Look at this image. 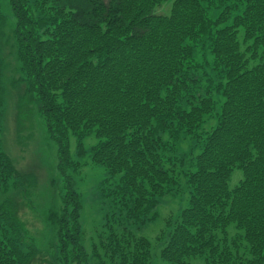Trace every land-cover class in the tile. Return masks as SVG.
Masks as SVG:
<instances>
[{
  "label": "trees",
  "instance_id": "trees-1",
  "mask_svg": "<svg viewBox=\"0 0 264 264\" xmlns=\"http://www.w3.org/2000/svg\"><path fill=\"white\" fill-rule=\"evenodd\" d=\"M4 1L22 69L15 116L33 95L56 146L50 264H264V0ZM1 52L0 264H32L18 198L40 184L3 148ZM88 164L103 175L90 250L78 184ZM167 196L179 207L156 255L134 226Z\"/></svg>",
  "mask_w": 264,
  "mask_h": 264
},
{
  "label": "rangeland",
  "instance_id": "rangeland-1",
  "mask_svg": "<svg viewBox=\"0 0 264 264\" xmlns=\"http://www.w3.org/2000/svg\"><path fill=\"white\" fill-rule=\"evenodd\" d=\"M10 5L4 0H0V11L4 15L2 18V27L0 34L3 36V42L0 44L1 53H4L6 63L5 75L2 81L7 84L9 93L6 98V110L4 114V130H3V148L11 158L16 167L22 173L34 174L39 181L38 192L32 196H24L22 194L19 201L18 212L20 217L26 223L27 234L34 241V262L32 264H50V254L54 250V246L50 244V233L46 224L43 221V216H46L47 210L53 204H58L60 200L61 182L57 172V156L56 146L54 142L48 138L46 133L40 126V115L38 105L33 95L28 96L25 102L23 99L22 112L20 114V124H18V115L15 116L16 98L23 90L22 85L18 88L11 86L13 79H18L22 69L18 62L17 42L14 40L12 28L15 23L14 15L11 13ZM6 39V42L4 40ZM8 83L10 85H8ZM86 148H89L95 142L93 136L86 140ZM71 147H74V140H71ZM101 168L91 164L85 165L82 168L84 177L78 179L79 188L82 193V201L84 208L82 211V219L85 227V242L88 250L90 244L94 241L92 235L96 224L100 218V202H101V179L103 178ZM240 170L235 169L232 175L231 183L237 181ZM45 185V188H41ZM33 187L30 188V190ZM37 189V188H36ZM35 189V190H36ZM179 207L176 198L166 197L165 202L158 206V217L155 221L146 224L145 226L138 224L135 230L137 234L151 240L152 244L156 242V236L164 228L166 218L173 214ZM53 229V227L51 226ZM159 244H155V253L157 255ZM154 257H152L153 259ZM159 261L162 263L164 261ZM156 260L153 264H159Z\"/></svg>",
  "mask_w": 264,
  "mask_h": 264
}]
</instances>
